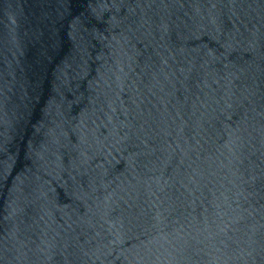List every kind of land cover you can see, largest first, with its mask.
Here are the masks:
<instances>
[{
  "label": "water",
  "instance_id": "95a60500",
  "mask_svg": "<svg viewBox=\"0 0 264 264\" xmlns=\"http://www.w3.org/2000/svg\"><path fill=\"white\" fill-rule=\"evenodd\" d=\"M0 264H264V0H0Z\"/></svg>",
  "mask_w": 264,
  "mask_h": 264
}]
</instances>
